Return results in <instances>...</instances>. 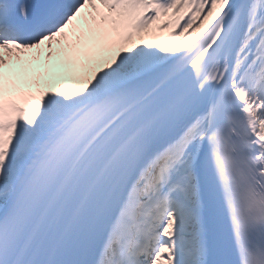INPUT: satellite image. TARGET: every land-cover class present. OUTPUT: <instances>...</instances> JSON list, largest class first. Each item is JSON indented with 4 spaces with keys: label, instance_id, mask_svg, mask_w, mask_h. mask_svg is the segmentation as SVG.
I'll return each mask as SVG.
<instances>
[{
    "label": "snow or ice",
    "instance_id": "obj_1",
    "mask_svg": "<svg viewBox=\"0 0 264 264\" xmlns=\"http://www.w3.org/2000/svg\"><path fill=\"white\" fill-rule=\"evenodd\" d=\"M0 264H264V0H0Z\"/></svg>",
    "mask_w": 264,
    "mask_h": 264
},
{
    "label": "bare ground",
    "instance_id": "obj_2",
    "mask_svg": "<svg viewBox=\"0 0 264 264\" xmlns=\"http://www.w3.org/2000/svg\"><path fill=\"white\" fill-rule=\"evenodd\" d=\"M161 35H166V34H161ZM173 43H175V42H173ZM56 87H59V85H57ZM70 88H71V85H66L61 90H70Z\"/></svg>",
    "mask_w": 264,
    "mask_h": 264
}]
</instances>
